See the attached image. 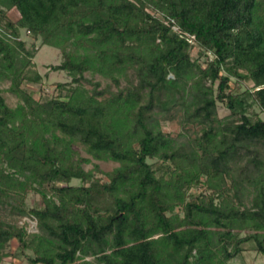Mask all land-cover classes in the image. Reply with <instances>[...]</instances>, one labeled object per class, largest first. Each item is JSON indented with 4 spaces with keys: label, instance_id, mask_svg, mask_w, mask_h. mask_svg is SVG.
<instances>
[{
    "label": "trees",
    "instance_id": "obj_1",
    "mask_svg": "<svg viewBox=\"0 0 264 264\" xmlns=\"http://www.w3.org/2000/svg\"><path fill=\"white\" fill-rule=\"evenodd\" d=\"M37 41L70 79L39 98ZM0 79V264L264 257V0H0Z\"/></svg>",
    "mask_w": 264,
    "mask_h": 264
},
{
    "label": "rangeland",
    "instance_id": "obj_2",
    "mask_svg": "<svg viewBox=\"0 0 264 264\" xmlns=\"http://www.w3.org/2000/svg\"><path fill=\"white\" fill-rule=\"evenodd\" d=\"M21 39L26 42L27 48H31L32 39L29 38L28 35L25 33L21 34ZM37 52L35 54V57L33 58L32 62L35 65V70L42 76V82L41 84H24V87H29L30 90L34 92L35 98L40 97V90L42 89L46 94L55 95L57 93V89L54 84L56 83H66L69 82V78L67 77L65 72L60 71H51V67L56 66L60 64L61 58L59 50L49 47V46H43L40 44V41H37L36 43ZM198 49H195L193 51V56L195 57L197 55ZM204 61V58L200 59V62L202 63ZM97 80L101 81V84L104 85L107 81L100 79L99 77L96 78ZM235 80L230 81L231 88L239 87L241 91H244L247 88L252 87V83H235ZM9 87V82L5 80L0 79V90L2 91V96L4 97L6 103L11 107L14 108L18 100L15 96L10 94L7 89ZM255 112L259 113L260 117L264 120V114L260 113L258 108H255ZM217 114L219 119H223L226 116L229 115V111L221 104L218 103L217 105ZM161 128L163 131L171 133L173 135H176L180 130V126L178 124L177 120H173L171 122H166L162 124ZM74 149L78 152V155L82 158H90V156L86 152V147L76 143L74 145ZM94 164H98L99 169L103 172H110L115 167H117L116 163L110 162V161H94L91 160L90 164H84L83 167L85 170H91L93 168ZM98 177H102L101 175H98ZM104 178V177H102ZM104 180H106L104 178ZM72 185H79L80 182L77 180H74L71 182ZM201 192V189L193 190L192 193L194 195H197ZM40 202V196L35 193H30L26 198V203L28 207H32ZM28 223V230L29 232H36V222L35 220L31 219H21L19 221V225H22V223ZM17 242L11 241L8 247L5 249V252L15 253L17 252ZM247 250L242 253L237 259L230 262V264H264V257L260 256L254 251L249 250V246H246ZM29 253H26L25 255H21L19 257H8L5 258L2 262V264H30L29 261L26 259L27 255ZM88 260H92V258H89Z\"/></svg>",
    "mask_w": 264,
    "mask_h": 264
}]
</instances>
